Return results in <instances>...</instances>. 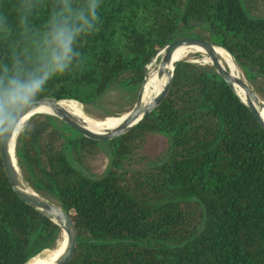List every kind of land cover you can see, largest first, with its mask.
I'll list each match as a JSON object with an SVG mask.
<instances>
[{
	"label": "trees",
	"instance_id": "16d2710c",
	"mask_svg": "<svg viewBox=\"0 0 264 264\" xmlns=\"http://www.w3.org/2000/svg\"><path fill=\"white\" fill-rule=\"evenodd\" d=\"M65 22L80 28L72 58L29 103L113 96L122 109L157 53L185 36L226 48L264 98V0H0V87L50 70L52 31ZM21 108L0 98V143ZM15 157L26 183L72 218L69 264H264V128L210 63L179 61L161 104L111 140L36 113ZM61 236L15 192L0 150V264H26Z\"/></svg>",
	"mask_w": 264,
	"mask_h": 264
},
{
	"label": "water",
	"instance_id": "95a60500",
	"mask_svg": "<svg viewBox=\"0 0 264 264\" xmlns=\"http://www.w3.org/2000/svg\"><path fill=\"white\" fill-rule=\"evenodd\" d=\"M179 46H195L204 49L209 55V63L226 80V82L232 87V89L234 84H238L243 88V90H245L248 97V101H244L243 99H241V101L248 107V109L254 115L255 119L264 128V120L259 115V110L257 108V105L255 104V97H259V95L254 91L253 87L249 84L244 75L243 77H241L239 74L235 73L231 68H227L224 65L219 54L215 50V47H219L227 51L228 53L229 51L223 46L215 43L214 41L192 36H185L173 40L167 43L157 53L155 58L159 56L161 57L159 68L157 70L158 76L161 77L165 75L170 69L171 65L172 72L170 73L169 80L166 85L157 93L154 103L151 106H142L141 103L144 91L143 83L135 106L129 111L121 114L120 116H108L104 119H99L96 121V123H101L103 126H97V124L93 126L82 124L81 121H79L75 116H73L67 109L58 106L57 103L61 100H56L55 98L45 97L28 103L13 116L14 119L12 120L10 125L5 128L0 143L1 157L8 179L15 192L21 198V200H23L26 204L38 209L47 217L59 224L62 230V234H65L66 246L62 255L59 257L55 264H69V262L71 261L77 246V230L70 215L59 204L39 195L33 189L32 192L29 193L21 188V181L19 179V174L16 169L17 160L15 156L13 158V154L11 153L13 151L15 154V137L17 134L16 130L18 125L25 118L29 119L36 113H49L59 117L71 128H73L75 131L79 132L85 137H88L93 140L114 139L124 134L125 132L136 126L138 123H140L147 115L151 114L164 100L171 85L175 65L179 61L183 60L179 59L172 64L173 53ZM258 102L261 106L264 107V102H262L261 99L258 100ZM41 105H49L53 109V112L37 111L36 109ZM117 119L118 121L116 123L112 122ZM112 123H114L115 125ZM104 125L111 126L109 127Z\"/></svg>",
	"mask_w": 264,
	"mask_h": 264
},
{
	"label": "bare ground",
	"instance_id": "6f19581e",
	"mask_svg": "<svg viewBox=\"0 0 264 264\" xmlns=\"http://www.w3.org/2000/svg\"><path fill=\"white\" fill-rule=\"evenodd\" d=\"M215 50L217 51V53H220L223 55V56H221V55H219V56L227 68H231L235 73H237L241 77H243V73L241 72V70L238 67L237 63L235 62L234 58L227 51H225L219 47H215ZM193 52H195V53L197 52V53H200L201 55H203L205 57V61L207 63H209V61H210L209 55L204 49L199 48V47H195V46H179L173 53L172 64L179 59L189 58L188 55L193 53ZM171 72H172V65H171L170 69L167 71V73L165 75H163L164 77L163 76L159 77L158 71L156 69H153L151 71H150V69L148 70L147 76L144 80V91H143L142 103H141L142 106H151L154 103L157 93L166 85V83L169 80V76H170ZM162 77H163V81L161 82ZM233 91L240 99H243L244 101H248L247 94L241 86H239L238 84H234ZM258 100H260V99L258 96H256L255 97V104L257 105V108L259 110V114L264 115V107L259 104ZM57 105L67 109L73 116H75L84 125L93 126V125L97 124V126L98 125L103 126L101 123H96V121H97L96 119H92L89 116H87L85 114V112L83 111L81 104L74 101V100H61L60 102L57 103ZM36 110L37 111H43V112H53V109L49 105H41ZM101 119H103V118H101ZM27 120L28 119L25 118L18 125L17 130H16L17 134H16L15 138H17L19 132L22 130V128H23V126ZM117 121H118V119L114 120L112 122L116 123ZM114 123H112V124H114ZM114 125H112V126H114ZM104 126L110 127L111 125H104ZM11 153L13 154V158H14V156H15L14 152L12 151ZM15 164H16V160H15ZM16 169H17V172L19 174V179L21 181V188L24 191L31 193L32 188L23 179L18 165H16ZM65 246H66V236H65V234H63L62 238L58 242V246L55 249H52V250L48 249V250L43 251L39 255L30 259L26 264H55L56 261L59 259V257L62 255V253L65 249Z\"/></svg>",
	"mask_w": 264,
	"mask_h": 264
},
{
	"label": "clouds",
	"instance_id": "9594fccd",
	"mask_svg": "<svg viewBox=\"0 0 264 264\" xmlns=\"http://www.w3.org/2000/svg\"><path fill=\"white\" fill-rule=\"evenodd\" d=\"M94 8V6H93ZM94 15V11L92 13ZM78 19L82 20L85 25L91 26L81 14ZM79 27H72L68 23L56 24L52 31V40L57 44L60 51L53 57V64L50 70L40 71L29 74L26 77L10 76L6 79L2 87H0V98L7 109L8 107L17 110L28 104L30 99L41 90L49 77L50 71H63L71 60L72 56V40ZM14 118L9 114L7 116V128Z\"/></svg>",
	"mask_w": 264,
	"mask_h": 264
},
{
	"label": "rangeland",
	"instance_id": "374dc122",
	"mask_svg": "<svg viewBox=\"0 0 264 264\" xmlns=\"http://www.w3.org/2000/svg\"><path fill=\"white\" fill-rule=\"evenodd\" d=\"M218 54L223 56L220 53H218ZM188 57L189 58H186V59H189V60H192V61H195V62H199V63H207L205 61V57L203 55H201L200 53H197V52L196 53L193 52V53L189 54ZM160 58H161L160 56L157 57V58H154V60L149 64L148 70L149 69H150V71L153 70V69L158 70L159 63H160ZM163 77L161 79V82L163 80ZM259 97L264 102V98L261 95H259ZM136 101L134 103H130L128 105H125V107L122 108V109H117V107L114 105L115 104L114 97L113 96H107L106 98H103L100 101H98L97 103L92 104V105L81 104V107H82L83 111L85 112V114L87 116H89L92 119L98 120V119H101V118L104 119V117H107V115H109L111 112H115V111H118L120 114H123L126 111H129L131 108H133L135 106V104H136ZM160 143L162 144V142H160ZM108 165H109V157H107L105 159L102 171H105L106 168L108 167ZM61 238H62V236H61ZM57 246H58V243L52 249H55ZM52 249H49V250H52Z\"/></svg>",
	"mask_w": 264,
	"mask_h": 264
}]
</instances>
